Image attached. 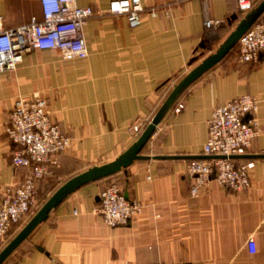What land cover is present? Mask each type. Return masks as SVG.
Segmentation results:
<instances>
[{"label": "crops", "instance_id": "crops-1", "mask_svg": "<svg viewBox=\"0 0 264 264\" xmlns=\"http://www.w3.org/2000/svg\"><path fill=\"white\" fill-rule=\"evenodd\" d=\"M112 1L77 0L95 11L84 29L85 60L33 50L16 70L0 74V205L6 188L29 173L13 166L17 146L6 132L17 99L45 98L52 121L71 139L59 156L60 167L39 185L44 202L54 188L113 162L138 140L131 128L147 127L174 85L216 51L208 46L207 18L224 22L215 40L223 43L246 15H240L237 0H141L146 11L131 28L127 16L109 12ZM153 8L156 17L149 14ZM0 15L5 28H16L33 17L41 20V3L0 0ZM233 16L238 19L229 22ZM238 54L182 94L176 105L183 110L170 111L142 154L205 156L214 109L251 95L260 101L261 131L243 159L255 163L248 189L237 194L212 182L193 197L187 170L194 160L137 161L71 194L4 264H264V158L253 157L264 155V61L242 64ZM111 183L143 204L127 226L110 227L99 212L101 193ZM251 237L255 254L247 247Z\"/></svg>", "mask_w": 264, "mask_h": 264}, {"label": "built area", "instance_id": "built-area-1", "mask_svg": "<svg viewBox=\"0 0 264 264\" xmlns=\"http://www.w3.org/2000/svg\"><path fill=\"white\" fill-rule=\"evenodd\" d=\"M237 2L242 14L249 13L261 3L260 0ZM40 3L42 19L33 17L28 24L16 28H5L0 15V74L16 70L24 56L33 50L58 52L68 61L88 58L84 29L88 20L95 16L93 8L80 7L77 0H40ZM145 11L141 0H113L109 5L110 13L127 16L131 28L141 24V14ZM157 13L155 8L149 12L153 17ZM223 23L207 18L204 25L207 32L212 33ZM238 46L240 63L264 61V20L257 21ZM259 103L254 96L242 95L214 109L208 121V139L203 150L205 156L214 158L194 160L187 170L193 197H198L212 182L237 194L251 186L255 163L232 157L246 155L260 133ZM183 108L184 105L179 104L173 109L179 114ZM145 128V125L137 123L131 131L141 135ZM6 132L9 141L17 146L12 158L13 166L27 169L29 173L24 181L6 188L4 192L0 205V247L39 209L40 183L53 177L54 169L60 167L59 156L71 146V139L52 121L48 102L42 96L17 99ZM100 197L99 212L110 227L127 226L144 209L142 203L131 199L117 183L108 185ZM247 247L251 254L256 253L253 237L248 240Z\"/></svg>", "mask_w": 264, "mask_h": 264}, {"label": "water", "instance_id": "water-1", "mask_svg": "<svg viewBox=\"0 0 264 264\" xmlns=\"http://www.w3.org/2000/svg\"><path fill=\"white\" fill-rule=\"evenodd\" d=\"M264 16V0L257 5L252 11L247 13L235 27L233 32L219 45L216 51L196 66L189 74H187L180 82L174 85L173 90L162 104L161 108L144 129L138 140L121 156L113 162L95 166L87 171L73 177L64 183L39 209V211L29 220V222L19 231V233L11 240V242L0 251V264H4L17 250L26 242L32 233L45 221L48 220L50 213L58 208L71 194L81 187L110 178L123 170L129 168L137 161L154 160H210L211 156H145L143 151L157 132L166 116L177 104L182 94L197 82L202 76L220 64L239 44L241 38L251 29V27ZM237 16H233L229 22L236 21ZM200 48L206 50L205 42L200 44ZM204 53L195 57L191 61V65L198 62ZM249 156H233L232 159H246ZM264 158V155L253 156Z\"/></svg>", "mask_w": 264, "mask_h": 264}, {"label": "trees", "instance_id": "trees-1", "mask_svg": "<svg viewBox=\"0 0 264 264\" xmlns=\"http://www.w3.org/2000/svg\"><path fill=\"white\" fill-rule=\"evenodd\" d=\"M260 2H262V0H260ZM240 12V11H239ZM240 15L241 16H243V14L240 12ZM260 20H264V16H262L258 21H260ZM239 50V46L237 45V47L224 59V60H226V59H228V58H230L231 56H234L236 53H237V51ZM238 56H239V54H238ZM60 187H56V188H54L53 189V191H54V193L59 189ZM47 201V200H46ZM46 201H44V202H41L40 203V207H39V209L44 205V203L46 202ZM39 209L38 210H36L35 212H34V214L33 215H31V217L29 218V220L39 211ZM29 220H28V222H29ZM16 235H14L12 238H10L9 240H7V242L1 247V249H0V251H2L10 242H11V240L15 237Z\"/></svg>", "mask_w": 264, "mask_h": 264}, {"label": "rangeland", "instance_id": "rangeland-1", "mask_svg": "<svg viewBox=\"0 0 264 264\" xmlns=\"http://www.w3.org/2000/svg\"><path fill=\"white\" fill-rule=\"evenodd\" d=\"M217 36H218V32L217 31L212 32V33L209 34V36H208V39L210 40L209 43H208V46L209 47H212V48L213 47H216V49L219 47V45L221 44V42H219V41H216L215 42Z\"/></svg>", "mask_w": 264, "mask_h": 264}]
</instances>
